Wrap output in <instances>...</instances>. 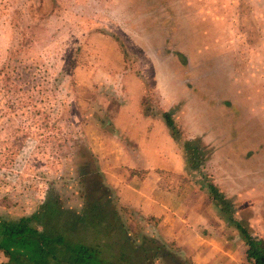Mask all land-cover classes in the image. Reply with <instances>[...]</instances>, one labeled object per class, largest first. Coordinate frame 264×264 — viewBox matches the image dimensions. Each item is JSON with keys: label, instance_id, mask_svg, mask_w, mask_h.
Segmentation results:
<instances>
[{"label": "rangeland", "instance_id": "374dc122", "mask_svg": "<svg viewBox=\"0 0 264 264\" xmlns=\"http://www.w3.org/2000/svg\"><path fill=\"white\" fill-rule=\"evenodd\" d=\"M244 1L0 0V216L31 214L48 195L78 208L91 171L118 206L141 214L102 171V139L130 142L115 117L132 113L131 80L139 79L143 114L172 135L163 117L171 115L185 180L206 190L215 181L232 215L264 241V60L247 51L264 46V22ZM243 133L239 149L231 140ZM187 141L200 149L199 171H189ZM130 229L156 233L143 219Z\"/></svg>", "mask_w": 264, "mask_h": 264}, {"label": "crops", "instance_id": "0c3cea01", "mask_svg": "<svg viewBox=\"0 0 264 264\" xmlns=\"http://www.w3.org/2000/svg\"><path fill=\"white\" fill-rule=\"evenodd\" d=\"M244 3L248 5V15L254 6L259 8L251 19L262 24L264 0H245ZM247 51L255 56L261 55L264 60L263 45ZM133 81L129 104L132 113L121 110L115 117L117 130L126 137L128 134L130 142L107 135L102 139L106 145L102 159L107 157L102 171L107 182L116 188L123 203L156 220L155 237L165 244L174 243L178 254L189 258L192 264H247L243 243L227 226L208 190L203 185L196 187L185 180L182 142L174 138L160 121L143 114L140 106L143 84L139 79ZM259 85L256 82V86ZM233 101H239V98L234 96ZM205 132L200 130L199 133L203 135ZM247 135L243 133L241 138L235 137L231 144L235 143L233 145L239 148L238 142L243 138L246 142ZM183 139L187 140L185 134ZM219 141L217 147L220 146V150L231 149V146H221V138ZM216 155L207 161V166L214 163L211 159ZM228 174L223 166L220 175L226 178Z\"/></svg>", "mask_w": 264, "mask_h": 264}, {"label": "trees", "instance_id": "16d2710c", "mask_svg": "<svg viewBox=\"0 0 264 264\" xmlns=\"http://www.w3.org/2000/svg\"><path fill=\"white\" fill-rule=\"evenodd\" d=\"M172 136H178L171 115L164 113ZM189 171H199L200 149L185 142ZM205 160V158L203 159ZM81 182L78 208H63L51 195L28 215L0 216V264H192L155 236L130 229L140 220L157 223L130 207L117 205V196L98 171ZM206 187L211 200L243 243L247 264H264V241L252 234L242 219L232 214V205L212 182ZM128 212L126 222L123 216ZM138 216H137V215ZM140 227V226H139ZM133 233V234H132Z\"/></svg>", "mask_w": 264, "mask_h": 264}]
</instances>
